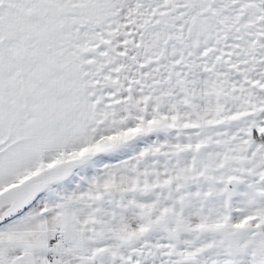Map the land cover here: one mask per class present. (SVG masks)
<instances>
[{"label": "snow or ice", "instance_id": "snow-or-ice-1", "mask_svg": "<svg viewBox=\"0 0 264 264\" xmlns=\"http://www.w3.org/2000/svg\"><path fill=\"white\" fill-rule=\"evenodd\" d=\"M0 264H264V0H0Z\"/></svg>", "mask_w": 264, "mask_h": 264}]
</instances>
